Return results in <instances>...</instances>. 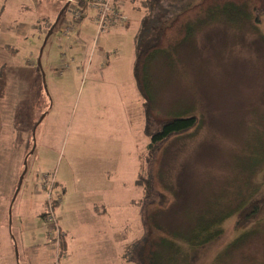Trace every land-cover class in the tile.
I'll return each mask as SVG.
<instances>
[{"label": "rangeland", "instance_id": "1", "mask_svg": "<svg viewBox=\"0 0 264 264\" xmlns=\"http://www.w3.org/2000/svg\"><path fill=\"white\" fill-rule=\"evenodd\" d=\"M74 1L85 16L75 28L74 4L0 0V67H5L0 86L6 85L0 88V264H29L36 255L35 248L23 247L22 231L32 245L45 246L35 264H91L86 249L98 238L91 227L99 220L89 212L94 197H109L111 214L105 220L118 230L117 242L108 243L115 260L109 264H136L124 254L147 234L144 208L158 212L161 237L175 232L187 239L234 211L222 226L227 240L219 250L198 255L200 261L264 264V211L257 212L262 217L258 223L235 231L246 203L252 198L264 202V13L254 18L247 4L238 11L242 21L234 22L233 14L224 23L217 20L220 12L199 14L194 17L196 36L180 49L181 55L188 53L185 59L172 70L164 63L154 66L150 78L158 79L152 94L157 123L184 114H193L198 123L151 150L149 163L146 103L133 77L134 38L145 12L124 2L115 9L118 0H102L99 10L109 9L105 14L110 17L124 12L120 16L126 20L101 34L96 11L88 7H97L94 1ZM59 18L47 42L51 68L45 72L38 65L39 53ZM43 123L46 142L39 149ZM34 133L36 148L17 193ZM142 161L144 176L154 180L152 202L143 198L137 183ZM104 206L95 204L99 212ZM50 207L69 232L70 255L64 253L63 232L50 233L53 223L42 221L40 215ZM79 217L90 223V233L82 229L76 234ZM244 232L239 244H229ZM176 245L190 256L184 240Z\"/></svg>", "mask_w": 264, "mask_h": 264}, {"label": "trees", "instance_id": "2", "mask_svg": "<svg viewBox=\"0 0 264 264\" xmlns=\"http://www.w3.org/2000/svg\"><path fill=\"white\" fill-rule=\"evenodd\" d=\"M121 2L130 3L133 9L135 8L141 13L145 12L134 38L135 59L133 62V77L141 97L146 103V133L148 137L151 138L148 145L150 154L148 156L146 155V158L147 162L149 161V163H151L154 156L151 150L165 143L172 136L181 135L190 131L195 128L198 123V118H195L193 114H184L181 116L174 115V119L170 117V120H164L159 124L157 123V120L160 119V115L156 113L154 109L152 94L155 86L153 83L158 79L153 81L154 77L150 78L154 66L164 63L165 66L169 65L172 70L176 67L177 61L182 62L185 59L184 57L188 55V53L186 52L185 55H181L184 51L183 49L180 51V49L191 42L192 38L196 36L194 26L196 18L194 17H198L199 14L202 16V14L206 13L211 15L213 12H220L221 18L217 20L221 23H224V21L230 22L233 14H236L237 20L233 17L235 19L234 22H239L242 21L244 14L238 11H241L240 9H244V7L246 8L248 4L252 5V9L255 11L253 12L254 18H258L259 20V14L257 15V13H264V0H118L115 2L116 5L114 4V8L119 9L123 5ZM122 15L124 16L126 14L122 12ZM84 18V15L81 16L79 20H76V23L83 21ZM94 18H96V16ZM201 20H203V17H201ZM173 51H177V53ZM160 56L166 57L167 62L164 60L160 61ZM186 59L189 58L186 57ZM4 68V66L0 67V79L2 80H4L3 78L5 75ZM5 86L6 85L3 84L0 88L4 89ZM262 163L263 161L261 164ZM143 165L145 164H143L142 161L137 183L141 189H144L143 198H147L149 202H152L151 199L153 196L150 189L153 188L154 180L152 175H150L149 180L148 176H144ZM146 181L148 184L147 186H145ZM148 189L150 194L146 195ZM257 199L252 198L246 203L243 210L241 209L239 211V221L235 224V231L239 228L246 229L250 225L262 220L261 216L258 215L257 217V212L263 213L264 202L260 203L262 198H260V200ZM135 202L136 201H134V204ZM141 202L143 205V200ZM57 204V200L53 201L54 207H56ZM248 209L251 210L246 211ZM144 210L145 218L148 221L146 222L148 226L147 234L143 239L127 246L124 254V257H128L131 263L134 262L136 264H202L198 255H203L202 253L209 249L211 251L215 248L218 250L221 248L218 246L224 243L228 237L226 236L225 229L222 227L223 223L235 213L234 211H230V213H227V217L222 219L217 225L201 227L195 233L192 231L190 238L187 239L184 234L175 232L161 237L162 225H160L159 221L156 219L158 212L155 209L152 211L150 209L148 210V208L147 210L144 208ZM239 212L237 214H239ZM43 217L44 221L47 223L45 214ZM153 235L155 237H153ZM244 236L245 232L241 233L236 240L229 242V244L231 245L236 242L239 244ZM178 240H184L189 245V250H191L190 256L187 255L186 257V255H184L188 250H180L176 245ZM226 245L225 249L228 248V244ZM209 252L207 251L208 254H210ZM125 261L129 262L126 259Z\"/></svg>", "mask_w": 264, "mask_h": 264}, {"label": "crops", "instance_id": "3", "mask_svg": "<svg viewBox=\"0 0 264 264\" xmlns=\"http://www.w3.org/2000/svg\"><path fill=\"white\" fill-rule=\"evenodd\" d=\"M61 1H65V2H68V0H61ZM82 22V21H81ZM79 22L78 25L76 24L74 26L77 27V26H80L79 24L81 23ZM82 25V24H81ZM73 28V29H74ZM69 35V33H68ZM68 37V41H69V44L73 42V40L71 39L70 36H66ZM74 44V42L72 44H70V47L71 49H73L72 45ZM76 45V44H75ZM46 48H47V45L45 46V49L43 51H41L39 54V59L41 58V64L43 66V69L45 72L48 71V69L51 68V62L50 60L47 62L46 61ZM45 55V57H44ZM4 59L7 60V57H4ZM38 59V60H39ZM10 60V59H9ZM44 61V63H43ZM37 72L35 71L34 72V75H36ZM45 123H43L41 126H40V133L39 135L37 136V146H39V149L42 148V145L46 142V134H47V129L46 127L44 126ZM42 128V129H41ZM109 197H94L91 201H90V206H89V212L92 213V215L94 216V219L96 218V216L99 218V220L97 222L94 223L93 227H91V230L94 231L96 237L98 236V238L101 240V242L98 240V238L95 240L96 242L94 243V246L93 247H87V252L89 251L90 254L88 255L89 259H90V263L91 264H96L97 261H99L100 263H105V264H109V263H114L115 260L114 259H111V256H110V249H109V242L110 241H113V242H117V239H116V230L117 228L115 227V223H113V225L111 226V222L110 220H105L106 217H109L110 214H111V206L110 205H107V203H110L109 200H107ZM33 201V198H29V203H32ZM98 201L100 203H104L106 206H104L103 211H98V209H96L95 207V204L98 203ZM34 202L36 204H39L38 202H36L34 200ZM94 208V209H93ZM44 214L45 213H42L40 216L42 218V221L44 222ZM28 215V213H27ZM26 215V216H27ZM79 220H80V228L79 226L76 227L77 225H74V228H75V232L76 234L78 232H80L82 229H84L87 233H90L89 230H90V223L89 224H86L84 223L83 221H81V218L79 217ZM49 223V222H48ZM57 224L59 225V228H60V231L63 232L62 234V237L64 238V253H66V251L68 252V255H70L71 253V250H70V245L68 243V236H69V232L68 231H64V228L60 225V223L57 221ZM53 227L50 225V229H52ZM49 229V230H50ZM118 231V230H117ZM66 233V235L64 234ZM75 234V236H76ZM21 236L23 237L22 241H23V247H25L26 249H29L30 251H33V248H35V251H36V255L34 257L32 256L31 257V262L34 261V264H35V260L38 258V256L40 255L38 252L41 251L45 246L44 245H38V244H35V245H32L31 242H30V236H28V233H23L22 231V234ZM52 236V235H49V237ZM74 236V237H75ZM76 238V237H75ZM66 239H67V243L68 245L65 246V243H66ZM93 239V238H92ZM94 240V239H93ZM98 243H101L103 245H101L100 247H97L96 245ZM52 251V250H51ZM102 253V254H106L104 255V257H102L101 255H99V253ZM30 256L32 255L31 252L29 253ZM102 260V261H100ZM31 262H28L29 264H31Z\"/></svg>", "mask_w": 264, "mask_h": 264}, {"label": "built area", "instance_id": "4", "mask_svg": "<svg viewBox=\"0 0 264 264\" xmlns=\"http://www.w3.org/2000/svg\"><path fill=\"white\" fill-rule=\"evenodd\" d=\"M73 2H75L74 0H72ZM88 2V0H86ZM95 3V6L91 3H89L88 7L93 8L92 10L96 11V18L95 20H97V28L98 31L101 34H104L108 31V29L112 28L113 26H115L117 23L119 22H123L126 20V18H122L120 15H122L121 13L118 15H113L115 17V20H112L113 16L110 17V15H107L105 13H107L109 11V9H101L99 10L101 7V4L105 3L102 0H92ZM78 6V4H77ZM83 15V9L80 8L79 6L76 8V10L74 11V19L75 20H79L80 17ZM102 16V17H101ZM123 16V15H122ZM109 18V19H108ZM119 18V19H118ZM122 18V19H120ZM47 214V223L51 222L53 223V228L50 230V233H56V234H60V228L59 225L57 224V219L56 216L54 214L53 209L50 207Z\"/></svg>", "mask_w": 264, "mask_h": 264}, {"label": "water", "instance_id": "5", "mask_svg": "<svg viewBox=\"0 0 264 264\" xmlns=\"http://www.w3.org/2000/svg\"><path fill=\"white\" fill-rule=\"evenodd\" d=\"M60 19H61V18H59V19L57 20L56 25L53 26L51 32H50L49 35L47 36L48 38H46V40H45V46L47 45V42H48V40H49V36H51V35L53 34V32H54V28L57 26V24H58V22L60 21ZM45 46L43 47V49H42L41 51H43V50L45 49ZM38 65H39V67L41 68V70H43V68H42V64H41V58L38 60ZM44 119H45V117H43V118L40 120L39 124H40ZM34 136H35V133H34ZM33 141H34V146H33L32 150L28 153V156L26 157V160H25V170H24L23 176L21 177V181H20V183H19V187H18L17 193L21 190L22 183H23L24 178H25V175L27 174V171H28L27 161H28L30 155H31V154H34V151H35V148H36V136L34 137ZM16 250H17L16 258H17V261H18L19 254H18V249H17V247H16ZM19 264H20V263H19Z\"/></svg>", "mask_w": 264, "mask_h": 264}, {"label": "clouds", "instance_id": "6", "mask_svg": "<svg viewBox=\"0 0 264 264\" xmlns=\"http://www.w3.org/2000/svg\"><path fill=\"white\" fill-rule=\"evenodd\" d=\"M68 3L69 4H74V2L72 1V0H68ZM75 6H76V8H77V4H74Z\"/></svg>", "mask_w": 264, "mask_h": 264}, {"label": "flooded vegetation", "instance_id": "7", "mask_svg": "<svg viewBox=\"0 0 264 264\" xmlns=\"http://www.w3.org/2000/svg\"><path fill=\"white\" fill-rule=\"evenodd\" d=\"M53 28V27H52Z\"/></svg>", "mask_w": 264, "mask_h": 264}]
</instances>
